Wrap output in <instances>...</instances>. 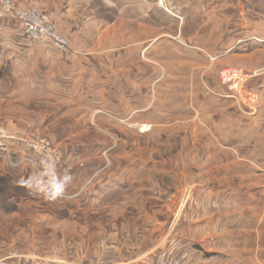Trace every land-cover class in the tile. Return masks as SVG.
<instances>
[{
	"label": "rangeland",
	"instance_id": "obj_1",
	"mask_svg": "<svg viewBox=\"0 0 264 264\" xmlns=\"http://www.w3.org/2000/svg\"><path fill=\"white\" fill-rule=\"evenodd\" d=\"M0 10L27 41L16 12L45 16L66 44L61 52L72 56L79 54L78 48H73L64 28L76 26L69 25L75 20L97 23L93 39L99 34L98 46L106 52L137 49L131 78L123 73L116 80L123 91L136 92L149 105L142 104L136 121L105 111L97 114L111 119L98 118V110L82 106L80 92L44 104L48 110L57 106L58 116L40 134L23 133L14 126L16 130L10 131L13 119L0 124V161L11 171L9 178L0 177V264L46 259L150 264L162 237H176L172 225L180 222L178 229H187L203 211L222 218L231 211V222H236L237 206L224 196L243 188L257 190L264 176H253L250 184L242 185L255 175L251 172H261L257 165L218 149L217 159L216 154L209 157L214 146L224 148L210 122L224 129L257 110L258 89L250 85L264 77V0H0ZM64 13L75 19L64 20ZM212 14L219 17L215 30L204 23ZM200 35L206 39L204 46H190L202 53L197 61L190 57L177 63L166 48L169 43L185 47L189 43L184 40ZM33 42L41 45L44 39ZM178 66L181 70L174 72ZM227 68L238 72V93L229 89L234 83L221 79ZM221 96L234 100L232 108L212 107L214 98ZM25 100L26 105L17 104L19 111L22 118H32L33 98ZM47 123L48 117L43 126ZM219 140L224 143V136ZM86 145L95 151L85 152ZM21 184L26 187L19 188ZM194 195L205 206L193 209ZM225 227L223 221L216 226L220 234L216 244L221 247L200 245L217 264L227 256L242 260L240 250L222 242ZM150 243L151 248H145Z\"/></svg>",
	"mask_w": 264,
	"mask_h": 264
},
{
	"label": "crops",
	"instance_id": "obj_2",
	"mask_svg": "<svg viewBox=\"0 0 264 264\" xmlns=\"http://www.w3.org/2000/svg\"><path fill=\"white\" fill-rule=\"evenodd\" d=\"M32 1L41 2L42 0ZM72 17L75 19L74 15L64 13L63 19L70 21ZM205 19H207V22H204L206 27H212L213 30L218 27V14L206 16ZM59 20L57 22L62 25L60 28H63V23ZM71 23L76 26L70 27L68 30L64 28V30L66 35L71 38L73 48H78L79 54L77 53V56H72L74 54L69 52L62 53L48 43L40 45L27 41L13 20L0 16V124L4 125L5 121L13 119L14 124L8 126L10 131L16 130L15 128L23 133L34 131L33 133L40 134L47 131V127L50 128L51 123L57 121L58 108L54 105L48 110L44 104L50 103L51 100L55 101L56 97L71 98L79 95L80 92L82 106H86L91 111L98 110L95 112L98 118L105 119L107 116L104 113L97 114V112L105 111L115 117L119 116L120 120L128 117L130 121H133L137 118V112L142 104L149 106L136 92L123 91L119 85L120 81L116 80V77H122L119 75L123 73L127 79L131 78L132 73L130 77L128 73L134 70L131 66L137 49L130 48L108 53L103 45L98 46L99 39H101L99 34L97 39H93L94 33L99 31L96 30L97 23H90L86 20H77V22L75 20L69 22V25ZM229 23L231 22L229 21ZM184 41L189 43L187 46L184 45L185 47L169 42L166 45V48L173 52L177 63L182 64L184 59H190V57L195 58L196 61L202 58V53L190 48V46L201 49V45L204 46L206 41L204 36H193ZM212 67L210 66L208 69ZM175 70L178 71L181 68L178 66L173 71L176 72ZM26 73L28 76L25 78L24 74ZM237 83L239 84V81ZM250 86L259 90H257V110L249 112L247 116L242 115L241 120L236 118V121L233 120L224 129L218 128V124L210 122V126L215 127L213 134L217 138V142H221V145L226 149L214 146L213 151H210L208 155L209 157L216 154L217 159L218 149L228 152L229 155L234 154L236 157H247L251 164L257 165L261 170L257 174L255 171L251 172L255 175L249 176L251 178H245L242 185L250 184L253 176L256 179L264 176V77L256 80L255 84ZM29 97L33 98V106L30 110L33 109L34 114L32 118H22L23 114L19 111L17 104L26 105L25 99ZM233 101L230 97H217V99L214 98L212 107H216V104L229 105ZM232 105H229L228 108H232ZM16 107L17 109H15ZM149 112L150 110L147 112L146 121L150 119ZM42 113L45 114L41 117ZM47 117L49 123L43 126ZM194 117L196 118V116ZM107 118L111 119V117ZM91 119L93 118L91 117ZM199 120L201 121V117ZM211 120L212 118L209 119V121ZM205 121L203 120V122ZM215 121L218 120L215 119ZM237 121H241V123H237ZM200 133H205L201 127ZM222 136H224V143L219 140V137ZM84 147L87 148L84 150L85 152L95 151L90 145ZM202 149L208 153L206 146ZM231 159H233L232 156ZM4 164L3 161H0V177L7 178L8 175H11V171ZM239 174L243 175V172ZM210 179H213V176H210ZM259 185L261 186L257 190L243 188L241 192H231L224 196L230 204L237 206L238 214L235 223L234 220L231 222L232 214L229 213L231 211H227L225 218L212 217L210 212L203 211L199 219L193 217L192 221L194 222L192 224L188 222L187 229H178L181 226L180 222L176 226L172 225L176 237L167 238L166 235L162 237V246L153 253V260L152 258L149 260L151 261L150 264H217L213 261V256L209 255L210 253H204L201 246L204 244L209 249L221 247L216 244L219 242L218 237H220L216 226L222 221L226 226L224 236H221L222 242H226L227 247L240 250L242 260H234L233 257L227 256L225 262L221 264H259L260 259H264V252H262L264 250V183ZM23 187L26 185L21 184L19 188L22 189ZM202 201L203 199H196L194 195V205L191 207L194 209L199 205L205 206ZM228 207L230 208L229 205ZM172 216L174 215L172 214ZM254 231L258 237H255ZM161 232H163L162 229ZM166 232H170L169 227ZM145 248H151V243ZM195 249L198 250L197 254ZM252 251L253 255L250 254Z\"/></svg>",
	"mask_w": 264,
	"mask_h": 264
},
{
	"label": "built area",
	"instance_id": "obj_3",
	"mask_svg": "<svg viewBox=\"0 0 264 264\" xmlns=\"http://www.w3.org/2000/svg\"><path fill=\"white\" fill-rule=\"evenodd\" d=\"M0 14H1V10H0ZM16 14L18 16H20V18L22 19L21 24L25 26L26 32H27V37L30 38L31 40H33V39L41 40V39H43L42 37H43L44 33H47V32H50L51 34L53 33L50 26L47 25V23H46L47 19L45 18V16H41L38 12H35V11H31V12H27V13L16 12ZM63 41L64 40L61 39L62 45L66 46V44H64ZM225 72L231 76L236 75L231 79L225 80L224 83H227V82L234 83L233 85H230L229 89L230 90H236L238 93V89L236 87V85H237L236 80L238 79L237 78L238 72L232 71L229 68L224 69L221 72V79H222V75H224ZM14 156H15V153L10 152V157L14 158ZM30 264H83V263L67 262L65 260H57V259H46V260H40V261L39 260L32 261Z\"/></svg>",
	"mask_w": 264,
	"mask_h": 264
},
{
	"label": "bare ground",
	"instance_id": "obj_4",
	"mask_svg": "<svg viewBox=\"0 0 264 264\" xmlns=\"http://www.w3.org/2000/svg\"><path fill=\"white\" fill-rule=\"evenodd\" d=\"M160 1V0H159ZM161 2H162V0H161ZM33 29V28H32ZM43 39H44V43H48V44H50V45H52V46H54L56 49H58V50H60V51H62V49H64L65 47H64V45H62V43H61V39L59 38V36L57 35V34H55L54 32L51 34L50 32H47V33H44L43 34V37H42ZM35 42H38L39 41V39H33ZM29 41H31V42H33L31 39H29ZM227 72V71H226ZM224 73V75L222 76V81L224 82L225 80H228V79H231V78H233L234 76H236V75H228L227 73ZM237 74V73H236ZM223 77H225V79L223 78ZM239 77V76H238ZM237 77V78H238ZM238 82V81H237ZM236 86H238V83H237V85Z\"/></svg>",
	"mask_w": 264,
	"mask_h": 264
}]
</instances>
